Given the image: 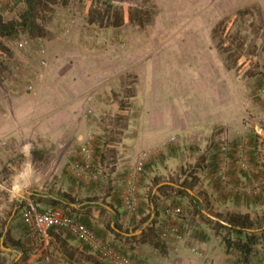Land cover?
<instances>
[{
    "label": "crops",
    "instance_id": "crops-1",
    "mask_svg": "<svg viewBox=\"0 0 264 264\" xmlns=\"http://www.w3.org/2000/svg\"><path fill=\"white\" fill-rule=\"evenodd\" d=\"M240 3L241 0H219L214 7L212 4L197 5L196 9H193L197 12L188 11V20L177 28L190 35L186 43H193L190 50L196 49L194 50L196 53L194 57L191 53L187 54L188 62L189 59L194 62L184 65L187 66L188 76L196 73L201 77L193 76L190 80L184 79V81L175 79L174 84L179 85H176L178 93L172 90L173 86L169 94L159 91L157 86L150 87V90L144 91L145 94L147 93L145 100H141L139 85L144 80L142 67L145 58L142 54L137 55L136 52L145 44L142 37L137 41L139 45H128L129 48L125 45L122 53L118 45H104L106 48L102 51L106 52L103 53L99 49L94 52L95 49L88 48L89 45H83L84 48L79 49L81 53L75 57H63V45H46L44 61L47 64L39 65L34 71H29L30 83L27 86L30 87L29 90L15 89L11 85L9 89L2 87L0 90V184L7 175L5 174L7 167L9 189L5 190L8 192L9 200H12L10 198L17 200V196L21 194V196L35 195L60 201L65 206L62 210L67 216L84 224L103 243L118 252L120 251L117 246L123 250L131 248V251L138 254L146 264H263L264 245L253 246L246 262L233 261L231 259L233 250L225 247L214 229L205 225L206 222L201 219H198V228L192 226L189 221L193 218L186 214V217L172 221L182 231L183 239L179 242L172 238L165 239L164 252L160 253L149 242L133 243L129 247L130 245L124 244L122 239L115 237L110 229L125 236L115 228V222L124 228L133 227L144 214L133 216L126 212L122 204L123 190L115 188L114 182H110V178H115L116 173L105 183L103 182V186V184L99 185L98 181L77 178L71 170V164L79 158V146L90 132L94 134L92 135L94 149L110 146L113 143L104 141L100 132L104 123L100 121L99 114L115 109L109 105L101 109L98 106L99 98L104 88L115 86V82L120 79L119 76L133 70L137 73L138 93L135 97L140 105L139 117L133 123L130 117L133 109L131 103L129 112L124 111L128 121L121 129L123 134L120 143L115 144V148L119 151L115 155L116 158L120 157L122 152L120 147L124 146L125 156L132 164L141 152L148 153L144 164L145 178L137 177L138 192L143 189V184L148 181L152 183L154 178H159V170L164 169L166 164L171 163L175 166L174 170H180L186 162L188 164L194 162L195 158L191 155L194 154L195 149L191 152L192 148L204 146L205 142L212 141V138L218 141L216 132L220 135L221 129L226 133L228 130H239L238 132L242 133L245 100L251 99L247 96L250 93L245 87L242 76L234 69L226 67L211 38L214 25L231 12L243 8ZM249 4L257 7L264 24V0H251ZM210 12L212 16L204 20V16ZM192 57L195 59L192 60ZM158 82L157 80L156 83ZM181 84L185 86L182 87ZM183 90L186 92L196 90L199 94L198 99H194L196 107L190 112L186 109L180 111L185 114L179 116L169 107L176 103L181 107L185 101L189 102V95L187 96V93L183 95L181 93ZM166 107L169 111L165 110ZM163 110L170 112L171 116L168 117ZM131 128L136 132L132 133ZM259 135L264 138V132ZM171 138L177 140L175 146H179L172 151L170 148L173 145L168 143ZM166 151H170V156L167 154L165 163H162L160 155ZM103 154L102 162L105 161ZM207 161L208 158L205 163ZM43 162L50 164H46L44 168ZM126 177L127 175L122 178L126 181ZM51 178L53 183L47 187V181ZM228 179L230 185H241L242 182L246 183L245 181L253 185L257 183L252 181L255 180L254 175H243L230 169ZM225 189L229 188L225 187ZM229 190L234 193L244 192ZM57 192L70 195L73 201L62 200ZM211 193L215 195V191ZM224 199L219 202L222 207L232 206L240 210L237 211L238 213H248L252 220L253 212L262 211L264 208L263 201L242 204L239 199L233 201L229 196ZM139 200L142 199L138 196ZM150 203L152 204L151 201ZM41 206L47 207V205ZM163 209L159 212V223L164 221ZM142 227L143 225L140 229L144 230ZM54 232H63V240L51 235L46 238L28 239L31 244H39L41 248L27 250L24 253L18 252L16 260L24 254L27 258L26 262L39 261V264H53L51 262L54 256L49 255L46 247L50 244L57 248L56 253L59 256L57 264H107L97 253L73 236L64 231L54 230ZM191 249H195L198 254L192 253Z\"/></svg>",
    "mask_w": 264,
    "mask_h": 264
},
{
    "label": "rangeland",
    "instance_id": "rangeland-1",
    "mask_svg": "<svg viewBox=\"0 0 264 264\" xmlns=\"http://www.w3.org/2000/svg\"><path fill=\"white\" fill-rule=\"evenodd\" d=\"M47 1L49 9L46 16L47 18L44 21L42 20L39 22L45 29L44 37H30L26 33H18L10 38L0 40L2 45L7 49L6 52H0V90L2 87H7L9 89L10 85L15 89L21 88L29 90V87H27L30 83L29 71H34L39 65L43 66L42 61L45 60L44 49H46V45H63V57H75L77 54L81 53H79V49H83V45H89L88 48L91 47L92 50L95 49L94 52H97L99 49L102 53L106 52L102 51L104 50L103 48H106L104 45H118V48L122 53L125 45H139V42L137 41L139 37H142L145 44L136 52L137 55L142 54L145 58L142 67V72L144 71L142 77L144 80H142L139 85L141 100H145L147 93L145 94L144 91L148 89L150 90V87L155 88L157 86L159 91L168 94L172 90L178 93L177 86L179 85L174 84L173 81L175 79L178 78L179 80L184 81V79L190 80L193 76L200 75L192 73L188 76V69L184 64L194 62L193 59L195 58L193 57L196 53L194 50L196 49L190 50L193 43H186L188 42L190 35L181 31V29L179 30L177 27H181V23L188 20L189 10L197 12L193 10L196 9L197 5L210 6L212 4L214 7L219 0H66L65 3H62V0ZM250 2L251 0H241L240 5L243 6V8L255 7L252 11V15L248 14L243 18L238 17L224 39L219 34H216L214 39H212L214 46L218 45L220 49L228 47L231 49L230 53L235 54V57H237L236 63L238 68H235L234 71L244 79L245 87L248 88L250 93L247 96L251 97V99L249 98L248 100H245V118L243 119L242 133H239V130H228L226 133L221 129L220 135L218 132H216V135H218V141L222 135L227 137L231 163L229 169L243 175H254L255 180H252L253 182L262 183L263 181L260 192L258 194L246 192L234 193L230 192L229 189H225L224 186V192L218 193L215 190V176H217V172L220 168V153L218 141L213 138L212 141L205 142L204 146H194V148H192L191 152L194 149L195 151L191 156H194L195 160L191 164L186 162L181 166L180 170H174L175 166L168 163L165 165L164 169L159 170L160 179L162 180L161 183H173L178 185L179 182L184 179L183 176L188 177L190 175H196V177H198L196 191L200 193V196H196L192 191L191 192L196 196L200 203L199 210L206 211L211 216H213V214H219L222 218L229 213H238L237 211H240L229 205H224L222 207L220 203L225 200L224 197L226 196H229L233 201L239 199L242 204L250 201L252 203L257 201L264 202V196H262L264 193V138H261L256 132V130L259 133L264 132V91H261L264 88V29L262 28V19L257 7L249 4ZM115 7L122 8L124 12V20L127 18V9L129 8L147 10L149 16L154 15L155 13L154 20L144 28H139L135 24L129 22H126L120 27L113 28L110 26V21L106 19V16L107 13L109 14L108 16H110L112 9ZM24 10L25 5L23 0H0V15L4 21L17 19ZM236 12H231L223 18H230ZM209 16H212V12L204 16V20L209 19ZM132 41L134 44H132ZM222 43H226V45H221ZM129 47L130 46L127 48ZM41 50L44 51V54L40 53ZM218 52L224 58L225 54H222L221 51ZM189 53L193 55L191 58L193 61L189 59L188 62L187 54ZM46 64L45 61V65ZM119 78L120 79L115 82V86L103 89L98 104L101 109H103L105 105H109V107L115 109L110 112L105 111V113L99 114L100 121L104 123L101 126L102 130L100 131L105 139L104 141L107 143H113H111L110 146L107 145L94 149L92 143V135L94 134L90 131V134L84 138L83 142L88 139V137L90 138L93 169L96 170L99 175L96 182L98 181L99 185L103 184L104 186L105 181L116 173L114 175L115 178H110V182H114V187L122 191L125 186V180L122 177L127 175L131 160L125 156L124 146L120 147L122 149L121 155L116 158L115 154L119 151L115 148V144L120 143L119 141L123 134L121 129H123L124 123L128 121L127 117L124 115V111L129 112L128 108L132 103L133 109L130 117L132 118L133 123H135L139 117L138 111L140 105L138 99L135 97L138 93L137 73L133 70L130 73H125L119 76ZM157 80L159 81L158 83H156ZM181 85L182 87L185 86V84ZM181 93L183 95L186 93L187 96L189 95V102L187 103L185 101L181 107H179V103H176V105L172 104V106L169 107L173 109V113L176 112L179 116H181L180 114H185L180 111L186 109L190 112L196 107L194 106L196 104L194 99H198L199 94L196 90H188V92L183 90ZM169 108L166 107L165 110L169 111ZM165 110H163L164 113H167L166 115L170 117L171 113L165 112ZM183 118H186V116H183ZM131 131L132 133L136 132L133 128H131ZM254 135H258L263 143L259 150L253 152L250 150V147L245 145V139ZM172 141L169 140L168 142L170 145H173L172 148H170V151H172L173 148L179 147L178 145L177 147L175 146L177 140ZM98 144L99 143H97V146ZM170 151H166L164 154L162 153L160 155V162L165 163L167 154L170 156ZM101 153H104V162L101 160ZM207 158L208 161L205 163ZM238 159H244L248 163L250 170L241 171L238 168ZM233 161H235V166ZM17 163H15L16 166ZM42 164H44L42 166L45 168L46 164L49 165L50 163L43 162ZM7 169L9 168L5 167V171H7L5 174L7 175L2 179L5 182L2 181L0 184V264L2 260L6 261V264H14V262L18 261L16 260V256L17 253H21V251L14 247L10 240L19 241L23 244L24 250L26 251L41 248L38 246L39 244H31L28 240L37 237L28 235L27 230L22 225L20 211L26 200L35 201L40 205H47L45 202L43 203L31 199L28 196H21V194L17 196V200L13 198H10L12 200H9V197L7 196L8 192L5 190L9 189V170ZM145 175L146 169H142L138 177L141 176L145 178ZM144 180L145 179H142V181ZM245 182L246 183L242 182L241 185L245 184V187L253 186V183ZM47 183V187H50L53 183L52 178L47 181ZM142 187L143 189L138 192V196L144 200L143 203H145L146 194L150 192L151 195L154 187L151 186L149 181L145 185L143 184ZM211 191H215V195H213ZM262 191L263 193L261 194ZM146 202L151 212V203L147 200ZM191 205L192 203L186 197H177L171 193H165L163 197L158 200L159 212L166 207L179 206L183 209L184 213L189 216L192 213ZM263 209L262 211L258 210L253 212L252 217L255 222V227L249 231L257 233L264 228ZM208 210L212 214L209 213ZM217 219L221 220L220 218ZM197 222H199L197 218H193L192 221H189L192 226L198 228L199 224ZM205 225L213 228L211 223H206ZM147 226L148 225L145 227ZM7 232L9 238H5ZM139 234L140 233H137L133 236ZM216 234L220 239L223 235L230 240L235 239L234 234L231 232L228 233L222 230L217 231ZM51 236L63 240V232H54ZM260 237L258 245H264V237ZM46 247L47 251H49L48 253H50L49 255L56 257L52 258L53 262L51 263H59L56 246H50V244H48ZM116 248L121 253L137 260L141 264H146L138 257V254L136 255V253L134 254V252L131 251V248L124 250L119 246ZM233 251H231V259L233 261H239L241 259L240 255ZM28 263L29 262H26L25 264ZM29 264H39V261H33Z\"/></svg>",
    "mask_w": 264,
    "mask_h": 264
},
{
    "label": "trees",
    "instance_id": "trees-1",
    "mask_svg": "<svg viewBox=\"0 0 264 264\" xmlns=\"http://www.w3.org/2000/svg\"><path fill=\"white\" fill-rule=\"evenodd\" d=\"M47 2H48L47 0H23V3L25 5V10L15 20L4 21L2 16L0 15V40L4 38H10L18 33H26L30 37H44L45 29L39 22L42 20L44 21L47 18L46 16L49 10ZM65 2L66 0H62V3H65ZM254 9L255 7L243 8L241 10H238L230 18H223L219 20L211 30V38L214 39L216 34H219L224 39L226 34L229 32L230 28L233 26L235 20L238 17L243 18L244 16L248 14L252 15V11ZM127 11H128V15H127L126 20H124V12L122 8H116V7L113 8L110 13V16H108L109 14L107 13L106 19L110 21V26H112L113 28H117V27L124 25L126 22H129L131 24H135L139 28H144L146 25L152 23L154 20L155 13L154 15L149 16L147 10L129 8L127 9ZM262 28L264 29L263 22H262ZM221 45H226V43H222ZM215 47L218 51H221L222 54H225L223 59L228 69L238 68L237 63H236L237 57H235V54L230 53L231 49H229L228 47H224L223 49H220L218 45H216ZM3 51L6 52L7 49L0 42V52H3ZM262 143L263 141L258 135H254L252 137L245 139V145L247 147H250V150L253 152L256 150H259L262 146ZM233 162L235 166V161ZM144 166H143V169L145 168ZM230 166H231V163H229V168ZM238 168H239V164H238ZM241 171H244V170H241ZM188 177L184 178L181 182H179L178 184L180 186L179 188H174L169 185H163V186H160L156 190L152 198H151L150 192H148L145 196V203H143L144 200H141V201L139 200L140 201V202L138 201L139 208L137 205L136 213L133 214V216H135L136 214H139V215L144 214V215L140 217L138 223L134 225L133 227L124 228L122 225L115 222V228L118 229L119 232L124 233V234H132L137 229H140L141 226L144 223H146V221L149 219L150 210L148 208L146 200L148 202L151 201L154 206V218L151 221V223L147 227H145L144 230H142L141 234H139L138 236L125 237V236H122L120 233H115L111 229H110V232L114 234L115 237L122 239L124 244L126 243L127 245L132 246L133 243L140 242L142 244L145 242H149L157 250H159L160 253L164 252L166 244H165V240L162 239L160 235L162 222L159 223L160 219H159V211H158V208H159L158 200L159 198L163 197L165 193H171L177 197H186L187 199H189V201L192 203L191 205L192 206V211H191L192 218L201 219L205 221L206 223H211L213 225L215 232L223 230L225 232H228V233L231 232L232 234H234L235 236L234 240H230L229 238L223 235L221 237V241L223 242V244L225 245L227 249H232V250L234 249V251L240 255L241 261L246 262L249 256L251 255L253 246L259 243V240L261 238L260 236L264 237V228L261 229L257 233L249 231V230L254 229L255 222L251 219V216L248 213H229L223 218L219 214H213V216H215L216 218H220L227 225H223L219 222L212 221L208 219L207 217H205L199 210L200 203L198 199L196 198V196H200V193L196 191V182L198 181V177H196V175H190ZM215 177H216V180L214 183L215 190L217 192H224V189H223L224 187L221 181L219 180L217 176ZM228 178H229V174H228ZM161 182L162 180L160 179V177L154 178L152 180L151 186L155 187ZM187 190L192 191L196 196H190ZM57 195L62 200L68 199L71 202L73 201L71 196L68 194L57 192ZM30 198L37 200V201H41V202L44 201L45 204L51 207H56V208H61V209L65 208L63 203L60 201L52 200L49 198H40V197H36L35 195H32ZM176 207H179V206H176ZM208 212L211 213L209 210ZM263 226H264V219H263ZM53 233H54V230H51L49 232V235H52ZM5 238H9L8 232L7 234H5ZM10 242L19 251L23 253L26 251L24 250L23 244H21L19 241L10 240ZM26 260L27 258L23 254L21 258L15 264H22L23 262H24L23 264H25ZM1 264H6V261L2 260Z\"/></svg>",
    "mask_w": 264,
    "mask_h": 264
},
{
    "label": "built area",
    "instance_id": "built-area-1",
    "mask_svg": "<svg viewBox=\"0 0 264 264\" xmlns=\"http://www.w3.org/2000/svg\"><path fill=\"white\" fill-rule=\"evenodd\" d=\"M40 53L44 54V51L41 50ZM42 64L45 65V61H42ZM261 91H264V88ZM256 132L259 134L257 130ZM170 140L172 141L174 138ZM218 143L220 168L217 172V177L222 185L226 188L242 190L246 193H258L261 189V183H256L252 187L229 184L228 174L230 156L227 137L222 135ZM78 156L79 158L71 164V170L74 175L85 181H96L99 175L98 172L93 169V156L89 137L81 144L78 150ZM147 157V152H141L128 169L122 193V204L126 212L131 215L135 214L137 210L138 187L136 181L143 169ZM238 164L241 170H250L248 163L244 159H239ZM20 212L23 226L27 230L29 236L46 238L51 230L64 231L97 253L107 264H141L129 256L122 255L106 243H103L84 224L67 216L60 208L51 206L42 207L35 201L26 200ZM162 215L164 221L161 227V238L164 240L172 238L176 242L181 241L183 239L182 232L172 221L186 216L183 209L176 206L166 207L163 209ZM191 251L192 253L198 254L195 249H191Z\"/></svg>",
    "mask_w": 264,
    "mask_h": 264
},
{
    "label": "water",
    "instance_id": "water-1",
    "mask_svg": "<svg viewBox=\"0 0 264 264\" xmlns=\"http://www.w3.org/2000/svg\"><path fill=\"white\" fill-rule=\"evenodd\" d=\"M162 185H170V186H173V187H175V188H179V187H180L179 185H176V184H173V183H161V184L157 185V186L153 189L151 196H153V195L155 194L156 190H157L160 186H162ZM187 192H188L189 195L194 196L193 193H192L190 190H187ZM151 210H152V213L150 214V217H149V219L146 221V223L143 224V227H142V228H144L146 225H149V224L151 223L153 217H154V206H153V204H151ZM202 213H203L205 216H207L209 219L213 220V221L219 222V223H221V224H223V225H227L225 222H223V221H221V220H219V219H217V218L211 216V215L208 214L206 211H202ZM5 230H6V229H5ZM116 231L118 232V230H116ZM140 232H141V229H140V230H137L136 232H134V233H132V234H123V235H125V236H132V235H135V234L140 233ZM7 250H8V249H7Z\"/></svg>",
    "mask_w": 264,
    "mask_h": 264
}]
</instances>
